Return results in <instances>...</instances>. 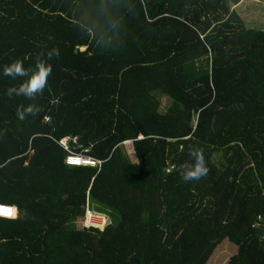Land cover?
Masks as SVG:
<instances>
[{
    "label": "trees",
    "instance_id": "1",
    "mask_svg": "<svg viewBox=\"0 0 264 264\" xmlns=\"http://www.w3.org/2000/svg\"><path fill=\"white\" fill-rule=\"evenodd\" d=\"M245 1L0 0V205L18 211L0 264H264V31ZM38 59L43 93L7 96L27 77L5 65ZM66 138L101 164L68 166ZM192 150L208 173L185 183Z\"/></svg>",
    "mask_w": 264,
    "mask_h": 264
},
{
    "label": "clouds",
    "instance_id": "2",
    "mask_svg": "<svg viewBox=\"0 0 264 264\" xmlns=\"http://www.w3.org/2000/svg\"><path fill=\"white\" fill-rule=\"evenodd\" d=\"M41 56L44 54L41 53ZM51 59L53 55L58 56V49H53L48 54ZM52 73V66L47 64L43 59H38L34 68L26 69L23 62L16 60L10 65H5L3 74L16 79L17 77H27L18 87H11L7 90L6 95L10 98L13 96H23L29 100H35L37 95L42 94L47 86L48 77ZM41 111L39 105L30 103L27 107L23 105L17 108V117L24 120L27 115L36 116ZM189 162L182 166L181 179L185 183L198 181L208 173V168L204 160L202 151L192 150L188 153Z\"/></svg>",
    "mask_w": 264,
    "mask_h": 264
},
{
    "label": "rangeland",
    "instance_id": "3",
    "mask_svg": "<svg viewBox=\"0 0 264 264\" xmlns=\"http://www.w3.org/2000/svg\"><path fill=\"white\" fill-rule=\"evenodd\" d=\"M258 4L260 6L264 5V0H257V1H253V0H246L245 2H243V4L241 6H239V14L241 16L242 19H244L247 23V28L249 29H253V28H257L259 29V31H264V10H262L261 8H256L254 9L255 6H253V4ZM260 3V4H259ZM250 8V9H249ZM161 98V96H160ZM170 106V102L168 101V99L166 98H162V107H161V111L162 113H166V111L168 110V107ZM78 142V141H76ZM128 143H133V141L128 142ZM62 145H67L68 148L71 147V141L70 138H66L61 142ZM132 145V144H131ZM128 145V146H131ZM65 147V146H64ZM68 148H65L68 150ZM64 149V150H65ZM72 153H75V155H79V156H84L86 154L83 153H77L76 151H71ZM69 153V152H68ZM74 154H68L67 158H69L70 156H73ZM67 163V160H66ZM68 165V164H67ZM70 166V165H68ZM72 167H83V166H72ZM85 167H97V164L94 165H86ZM95 206L99 207L100 205L98 203H94ZM18 215V211L16 210V217ZM71 229L76 228L77 230H81L83 228V219H77L71 226Z\"/></svg>",
    "mask_w": 264,
    "mask_h": 264
},
{
    "label": "built area",
    "instance_id": "4",
    "mask_svg": "<svg viewBox=\"0 0 264 264\" xmlns=\"http://www.w3.org/2000/svg\"><path fill=\"white\" fill-rule=\"evenodd\" d=\"M65 148H68L67 145H63ZM68 152L70 154H74L73 156H70L67 158V164L70 166H86V165H100L101 161L98 160H91L88 157L85 156H79L75 155V153L71 152V147L68 148ZM0 217L6 218V219H14L16 218V209L9 205H0Z\"/></svg>",
    "mask_w": 264,
    "mask_h": 264
},
{
    "label": "crops",
    "instance_id": "5",
    "mask_svg": "<svg viewBox=\"0 0 264 264\" xmlns=\"http://www.w3.org/2000/svg\"><path fill=\"white\" fill-rule=\"evenodd\" d=\"M253 1H257V0H253ZM242 4H243V2L241 4H239L238 6H241ZM238 6H234L233 8L238 7ZM253 6H255V7H258L259 6L258 8H261L262 10H264V5L260 6V5L254 3Z\"/></svg>",
    "mask_w": 264,
    "mask_h": 264
},
{
    "label": "water",
    "instance_id": "6",
    "mask_svg": "<svg viewBox=\"0 0 264 264\" xmlns=\"http://www.w3.org/2000/svg\"><path fill=\"white\" fill-rule=\"evenodd\" d=\"M54 132H55V130L53 129V130H52V133H54Z\"/></svg>",
    "mask_w": 264,
    "mask_h": 264
},
{
    "label": "bare ground",
    "instance_id": "7",
    "mask_svg": "<svg viewBox=\"0 0 264 264\" xmlns=\"http://www.w3.org/2000/svg\"><path fill=\"white\" fill-rule=\"evenodd\" d=\"M91 159V158H90ZM91 160H94V159H91Z\"/></svg>",
    "mask_w": 264,
    "mask_h": 264
}]
</instances>
